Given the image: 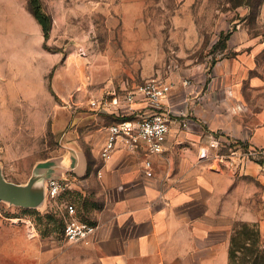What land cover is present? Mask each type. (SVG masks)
Returning a JSON list of instances; mask_svg holds the SVG:
<instances>
[{
  "label": "rangeland",
  "instance_id": "rangeland-1",
  "mask_svg": "<svg viewBox=\"0 0 264 264\" xmlns=\"http://www.w3.org/2000/svg\"><path fill=\"white\" fill-rule=\"evenodd\" d=\"M239 1H200L195 9L198 45L183 48L180 40L171 41L167 33L166 47L156 49V41L148 40L143 43L147 47L139 49L141 59L128 66L121 54L125 49L113 47L127 44L126 34L103 23L101 0H42L52 17L46 45L29 0H0V165L4 176L26 183L41 166L79 147L91 159L90 148L106 139V126L124 117L120 110L116 115L92 106L93 99L102 97L97 95L104 86L102 79L133 76L128 88L117 89L118 99L123 100L136 84L158 75L172 83L168 97H173L172 108L178 114L171 118H177L171 138L179 140L171 151L209 159L212 169L230 175L232 190L233 176L235 185L242 182V194L248 197L241 210L259 216L256 223L264 238V164L259 162L264 159V146L240 144L231 134L234 110L264 109V18L259 15V0ZM222 32H231L224 50L215 46ZM154 35L156 39L158 34ZM157 52L160 58L150 63L147 54ZM89 76L101 83H88ZM99 103L102 107L104 100ZM183 108L190 114L205 112L206 123L215 128L206 130L203 117L182 115ZM205 136L209 141L204 144ZM89 166V172L94 170L92 161ZM79 186L85 192L72 189L58 204L70 200L84 219L93 221L89 213L96 195ZM58 204L46 200L39 208H22L0 200V264H102L91 245L62 240ZM240 222L236 219L233 230Z\"/></svg>",
  "mask_w": 264,
  "mask_h": 264
},
{
  "label": "crops",
  "instance_id": "crops-1",
  "mask_svg": "<svg viewBox=\"0 0 264 264\" xmlns=\"http://www.w3.org/2000/svg\"><path fill=\"white\" fill-rule=\"evenodd\" d=\"M101 1L103 23L107 27H120L126 34L127 44L113 47L125 49L121 54L128 59V66L141 59L139 49L146 48L148 40L156 41V49L166 47L167 33L171 41L180 40L183 48L200 43L196 19L199 12L195 9L203 0ZM259 15L264 18V0ZM154 33L158 34L156 39ZM175 34L178 37L174 38ZM159 56V52L147 54L152 59L150 63H155ZM127 69L131 74L132 69ZM131 80H135L131 75L102 79L104 86L97 95L104 96L108 103L99 109L116 115L120 110L124 117L152 114L155 109L140 100L128 103L118 99L117 89L128 88ZM87 81L91 82L92 76ZM100 81L93 78L92 83ZM168 96L163 106L172 118L178 114L172 108L173 97ZM181 113L190 114L184 108ZM190 115L203 117L207 130L215 128L206 123L205 112ZM231 115L233 137L264 146V109L258 111L249 106L234 110ZM176 120L171 119L165 151L161 154H147L145 148L128 149L120 143L113 156L104 161L99 155L103 140L90 148L91 159L83 147L75 148L76 154L66 157V164L67 160L77 161L76 172H72L79 180L75 188L81 191L80 184L96 195L89 214L99 228L91 246L102 264H229L230 237L236 219L252 223L259 220L253 212L241 210L248 197L242 194V182L235 185L233 176L232 190L230 175L212 169L214 164L207 163L209 159L199 160L196 153L171 151L174 142L179 141L171 138ZM203 140L204 144L209 141L206 136ZM145 158L152 162L149 172L144 168ZM90 161L94 165L91 172Z\"/></svg>",
  "mask_w": 264,
  "mask_h": 264
},
{
  "label": "built area",
  "instance_id": "built-area-1",
  "mask_svg": "<svg viewBox=\"0 0 264 264\" xmlns=\"http://www.w3.org/2000/svg\"><path fill=\"white\" fill-rule=\"evenodd\" d=\"M171 90L172 83L158 75L147 78L128 90L124 96L126 102L148 101L155 110L150 115H137L109 124L106 139L99 151L100 157L104 161L109 160L120 143L128 149L145 148L147 154L163 153L171 129L170 112L164 108L163 104ZM101 98L93 99L91 101L92 106L99 107L101 100H104V104L108 103L104 96ZM143 163L144 168L149 172L152 169L151 160L145 158ZM78 182V178L72 172L67 173L64 179L53 178L48 180L46 200L58 204V200L64 194L76 189ZM58 205L62 225V240L70 244L91 245L99 225L94 221L84 219L77 205L70 200L64 199L61 205Z\"/></svg>",
  "mask_w": 264,
  "mask_h": 264
},
{
  "label": "trees",
  "instance_id": "trees-1",
  "mask_svg": "<svg viewBox=\"0 0 264 264\" xmlns=\"http://www.w3.org/2000/svg\"><path fill=\"white\" fill-rule=\"evenodd\" d=\"M240 0L237 4H242ZM263 0H259V5ZM29 7L42 27L44 43L46 45L50 38L52 29V17L47 13L42 4V0H29ZM231 32L220 34L219 40L215 46H220L222 50L227 48V40L230 38ZM129 117H124L126 119ZM206 130L207 126H204ZM240 144L242 142L238 141ZM264 164V159L259 161ZM229 264H264V238H262L259 225L241 221L236 228H234L229 245Z\"/></svg>",
  "mask_w": 264,
  "mask_h": 264
},
{
  "label": "water",
  "instance_id": "water-1",
  "mask_svg": "<svg viewBox=\"0 0 264 264\" xmlns=\"http://www.w3.org/2000/svg\"><path fill=\"white\" fill-rule=\"evenodd\" d=\"M76 154V150L66 153L60 158L52 159L49 163L36 170L26 183H16L8 180L0 165V200L22 208H39L46 202L47 182L53 178H65L67 172H76L77 161L67 160L66 157Z\"/></svg>",
  "mask_w": 264,
  "mask_h": 264
}]
</instances>
